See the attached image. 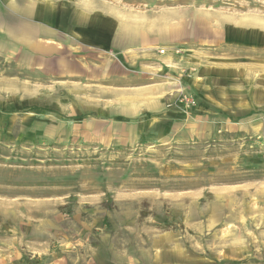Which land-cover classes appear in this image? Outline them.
I'll return each instance as SVG.
<instances>
[{
	"label": "rangeland",
	"instance_id": "374dc122",
	"mask_svg": "<svg viewBox=\"0 0 264 264\" xmlns=\"http://www.w3.org/2000/svg\"><path fill=\"white\" fill-rule=\"evenodd\" d=\"M141 3L173 6L156 51L196 101L150 130L73 128L54 102L68 87L0 34V264H264V43L228 34L264 28V0Z\"/></svg>",
	"mask_w": 264,
	"mask_h": 264
},
{
	"label": "crops",
	"instance_id": "0c3cea01",
	"mask_svg": "<svg viewBox=\"0 0 264 264\" xmlns=\"http://www.w3.org/2000/svg\"><path fill=\"white\" fill-rule=\"evenodd\" d=\"M137 2L148 0H0V7L6 9L4 20L0 15L1 36L18 47L24 69L38 73L39 79L57 81L54 86L64 91L68 87L69 93L62 92L54 102L61 113L68 112L73 128L110 124L111 134V127L120 130L126 121H134L132 129L145 131L158 127L151 123L152 116L170 118L177 112L165 108V97L173 89L164 85L165 74L182 63L172 61L169 52L156 51L175 38L173 6L161 11L129 8ZM232 29L228 32L232 38L264 43V28L249 30L247 40ZM68 48L72 50L63 51ZM159 92L167 93L162 103L148 109L147 103ZM130 102L137 104L135 111L127 109Z\"/></svg>",
	"mask_w": 264,
	"mask_h": 264
},
{
	"label": "built area",
	"instance_id": "2783aa9c",
	"mask_svg": "<svg viewBox=\"0 0 264 264\" xmlns=\"http://www.w3.org/2000/svg\"><path fill=\"white\" fill-rule=\"evenodd\" d=\"M159 53H164L165 51H158ZM180 74L176 76H169L168 78H173L171 80L173 89L170 93L167 94L168 99L165 102V108L171 109L174 107L184 108L186 106H194L195 99L194 97L188 92L186 82L183 80V76L186 75L185 69H180ZM184 106V107H183Z\"/></svg>",
	"mask_w": 264,
	"mask_h": 264
}]
</instances>
